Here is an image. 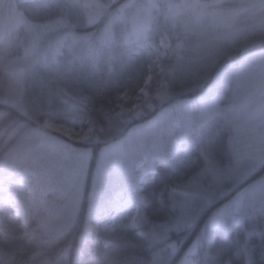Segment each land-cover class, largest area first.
Wrapping results in <instances>:
<instances>
[{
    "label": "trees",
    "instance_id": "16d2710c",
    "mask_svg": "<svg viewBox=\"0 0 264 264\" xmlns=\"http://www.w3.org/2000/svg\"><path fill=\"white\" fill-rule=\"evenodd\" d=\"M171 1L179 0H58L42 7L33 0H0V7L4 6L0 23L9 17L14 21L5 31L0 25V167L32 144L28 143L31 133L43 129L46 119L73 127L88 120L96 125L98 134L93 142L72 143L89 149L80 182L70 186L64 181L62 190L47 191L48 198L61 206L60 215L54 211L49 215L47 209L28 203L22 219L0 202V264H182L199 236L194 254L198 264H264L263 201H252L228 214L217 229L204 231L219 206L264 175V164L247 178L220 186L226 193L207 186L212 189L208 200L196 196L183 208L175 204L178 193L210 166L220 172L235 169L233 126L221 115L196 120L185 135L186 154L176 165L161 153L152 156L153 174L140 191L146 225H112L90 214L103 147L168 105L183 102L186 107L182 100L197 101L225 67H239L248 54L255 61L262 54L264 31L258 25L254 30L238 29L228 42L218 39L215 51L209 40L200 52L190 49L185 53L183 49L185 58L178 61L177 73L165 77L168 94L163 103L133 121L119 123L121 95H139L151 73L147 46L184 35L186 21L174 13L178 11L169 5ZM263 6L260 3L257 12ZM241 10H235L234 16ZM238 21L245 29L253 19L247 12ZM143 22L147 23L144 28ZM30 31L40 36L34 51H25ZM15 69L20 71L17 83ZM234 79L222 86L220 103L226 101L224 96ZM151 82L152 89L156 78ZM12 83L20 95L10 94ZM199 110L192 114L198 115ZM69 189L77 195L72 197ZM153 223L158 234L147 230Z\"/></svg>",
    "mask_w": 264,
    "mask_h": 264
},
{
    "label": "rangeland",
    "instance_id": "374dc122",
    "mask_svg": "<svg viewBox=\"0 0 264 264\" xmlns=\"http://www.w3.org/2000/svg\"><path fill=\"white\" fill-rule=\"evenodd\" d=\"M56 1L33 0L40 7ZM262 2L264 5V0L171 1L169 5L173 10L178 11L174 13L180 20L184 18L186 21L184 35L182 38L176 36L163 38L159 44L147 46V53H150L152 58L151 73L139 95L134 98L126 94L121 95L118 122L123 124L133 121L163 103L167 93L165 77L177 73L175 69L178 61L184 60V52L188 53L190 49L200 52L204 47V41L207 40L212 50H218V39L228 42L238 29L249 31L254 30L258 25L264 31V14H258L264 10V6L258 12L256 10ZM3 7L1 5L0 9ZM240 8L242 10L234 16L235 10ZM247 12L253 22L244 29L238 17ZM12 19L10 20L9 17L0 23L3 27L2 31H5L9 24L11 28L13 27ZM146 24L143 22L142 27H146ZM29 33L31 38L25 51H34L35 39L40 33L37 32L38 36H34V32L31 31ZM145 38L146 36L142 37L143 40ZM261 53L256 61L254 55L248 54L239 67L231 64L225 67L197 101L182 100L186 101L184 104L192 111H198L200 108L198 115L192 114V111L189 113L181 104L183 102L168 105L152 119L133 124L125 136L112 140L103 147L94 179L91 203H89L90 214L112 225L129 224L135 227L146 225L142 214L143 201L140 191L141 184L153 174L150 165L152 156L161 153L173 165L182 161L186 154L185 135L197 119L200 121L221 115L232 123L234 131L231 142L235 155V169L220 172L210 166L195 178L199 180L196 191L201 189L206 200L209 199L208 194L212 191V189L207 190V186H211L213 191L224 190L226 193L227 189L220 186L245 179L264 164V48ZM172 56L177 63L172 61ZM253 60L255 63L252 62ZM14 72L17 73L14 75L17 83L20 71L15 69ZM156 73L162 75L156 77L154 76ZM153 77L156 78V82L151 89ZM231 77L235 78L234 84L230 90L228 88V94L224 96L226 101L220 103V98L224 95L222 86ZM11 87L10 94L20 95L21 91L18 87L13 83ZM17 103L20 104L21 101L18 100ZM41 125L43 129L32 132L29 137L28 143L32 144L14 160L0 167V202L12 207L22 219L26 218L25 206L28 203L47 209L49 215L52 211L57 216L60 215L61 206L48 198L47 191L50 188L62 190L66 186L64 181L70 186L80 182L87 167L89 149L85 150L80 147L82 145L72 143H90L98 137L96 125L88 120L80 127L51 119H46ZM201 175L202 179H200ZM70 189L68 192L73 193L72 197L76 196L77 191L72 192ZM202 190L207 192L204 193ZM240 193H243V199L239 209L233 207L225 213L216 227H212L208 221L204 231L217 229L228 214L242 210L254 200L264 202V175L221 206L229 204ZM156 229L158 226L154 223L147 226V230L153 235L160 232ZM200 240L201 236L195 239L186 251L182 264H198L195 262L194 254Z\"/></svg>",
    "mask_w": 264,
    "mask_h": 264
},
{
    "label": "snow or ice",
    "instance_id": "6c2138e0",
    "mask_svg": "<svg viewBox=\"0 0 264 264\" xmlns=\"http://www.w3.org/2000/svg\"><path fill=\"white\" fill-rule=\"evenodd\" d=\"M202 178L203 176L201 175L200 179ZM198 185L199 180L193 179L189 186L179 193L178 198L175 201L176 206L183 208L185 207L186 202L188 200L196 196H200L201 198L206 199V197H204L202 193L195 191ZM242 199L243 193H240L238 194V197L230 201L229 204L221 206V208H219L215 213H213L212 216L209 218V223H211L212 227H216L217 224L220 223L221 219L225 216V213L229 212L233 207L239 209Z\"/></svg>",
    "mask_w": 264,
    "mask_h": 264
},
{
    "label": "bare ground",
    "instance_id": "6f19581e",
    "mask_svg": "<svg viewBox=\"0 0 264 264\" xmlns=\"http://www.w3.org/2000/svg\"><path fill=\"white\" fill-rule=\"evenodd\" d=\"M57 1H58V0H57ZM57 1H56V2H57ZM54 3H55V2H54ZM52 4H53V3H52Z\"/></svg>",
    "mask_w": 264,
    "mask_h": 264
}]
</instances>
